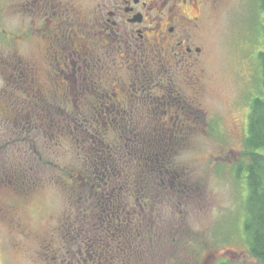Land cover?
<instances>
[{
    "label": "rangeland",
    "instance_id": "374dc122",
    "mask_svg": "<svg viewBox=\"0 0 264 264\" xmlns=\"http://www.w3.org/2000/svg\"><path fill=\"white\" fill-rule=\"evenodd\" d=\"M259 2L208 0L197 33L202 55L186 58L187 67L149 68L156 78L143 83L156 86L154 105L171 101L170 115L162 105L158 115L144 111L104 132L95 125L102 117L73 101L72 113L54 114V0H0V264H49L50 250L65 252L68 239L90 254L107 249L111 264H261L249 253L243 166L250 104L263 92ZM136 47L138 62L145 47ZM125 70L124 101V79L132 83L147 68ZM167 89L172 99L159 100ZM39 90L45 106L29 111L27 92ZM143 131L176 135L159 146L177 172L166 187L145 186ZM128 141L137 148L131 155L122 151ZM105 145L121 149L109 177L94 161Z\"/></svg>",
    "mask_w": 264,
    "mask_h": 264
},
{
    "label": "flooded vegetation",
    "instance_id": "af4514ba",
    "mask_svg": "<svg viewBox=\"0 0 264 264\" xmlns=\"http://www.w3.org/2000/svg\"><path fill=\"white\" fill-rule=\"evenodd\" d=\"M207 1L88 0L82 6L76 0H54V114L72 113L69 101H73L76 103L73 109L102 117L95 124L102 131H116V127H121L122 119H132L144 111V115H158L162 105L167 107L164 115L168 117L171 101L159 104L156 100L154 105L156 86L143 83L156 78V75L149 76V68L187 67L186 58L191 61L195 55H202L197 33ZM192 10L201 16L191 17ZM136 46L145 47L143 58L138 62L139 47ZM134 66H145L147 72H136L132 83L130 75L129 82L124 79V90L127 91L124 101L121 70ZM25 75L28 83L33 85L35 79L30 74ZM40 94V90L27 92L31 99ZM164 94L159 95V100L172 99L168 89ZM64 99L67 103L60 104L59 101ZM77 100L82 101L81 106ZM156 178L162 180V187L167 186L169 177L165 173ZM157 179L148 175L146 182L149 184L145 186L150 187L152 181L160 186ZM141 190L144 191V187ZM151 193L147 192L145 198H150ZM114 226L120 230V226ZM64 246L62 253L54 247L50 250L49 264H111L107 249L90 254L73 239L66 240Z\"/></svg>",
    "mask_w": 264,
    "mask_h": 264
},
{
    "label": "trees",
    "instance_id": "16d2710c",
    "mask_svg": "<svg viewBox=\"0 0 264 264\" xmlns=\"http://www.w3.org/2000/svg\"><path fill=\"white\" fill-rule=\"evenodd\" d=\"M260 9L264 12V0H260ZM260 61L262 64V71H263V92L256 98L251 101L250 104V114H249V133L248 138L246 139V151L244 156L248 157V165L244 166V171L247 170V183L249 187V195L247 199V220L245 222V231L250 237V255L255 258L261 264H264V154H259L257 151L264 148V51L260 53ZM47 98V97H46ZM54 98V97H52ZM41 103L45 106L44 102H46L45 98L36 96V98L28 99V105H30L29 111H33V107L37 106L38 103ZM43 106V108H44ZM20 104V109H21ZM43 108H39L38 111H41ZM52 108V105L47 107ZM41 114V113H39ZM35 115V114H33ZM61 115V114H60ZM36 116V115H35ZM21 121V120H20ZM97 130V129H96ZM111 131V130H108ZM66 132V130H63ZM107 132V131H104ZM74 133H82L81 132H74ZM141 134L146 135L149 137L146 141L143 142L140 146H144L147 149L146 153L150 156L151 160L149 159L147 163V169L151 176V179L154 177L155 179L158 174L165 173V176L169 179H173L174 176H177V172H174L173 165L171 161H164L166 157V152L169 151L168 148H161L159 146L162 142H173L174 138L176 137L175 133H162L157 135L152 131H143ZM165 134V135H163ZM93 136V135H92ZM153 136V137H151ZM126 140H122L125 142ZM93 145V143L90 141ZM96 146V145H94ZM107 146V145H105ZM108 148H103L101 151L99 150L98 154L95 155L94 161L95 166L98 171L103 170V173L109 177L112 174H115L113 166L116 158L120 159L121 153L118 150H121L118 146H107ZM114 149H110V148ZM123 152L131 155L132 152H137V148L133 146L132 141H128L126 144L122 145ZM170 149V148H169ZM87 150V149H86ZM85 150V151H86ZM174 150L173 148L171 149ZM85 158V156L83 157ZM82 158V159H83ZM13 162L10 161V163ZM91 162H93L91 160ZM99 162L98 165H96ZM174 164V163H173ZM173 168V169H172ZM7 172L9 171L6 167ZM90 171V168L83 169L82 171ZM10 173H15L12 169L9 171ZM241 174V170L238 171ZM12 178V177H11ZM179 180V178H178ZM157 183L161 185L162 180L157 179ZM21 184V183H20ZM15 187L19 186V183L15 184ZM101 199V197H99ZM125 257H127L124 254Z\"/></svg>",
    "mask_w": 264,
    "mask_h": 264
}]
</instances>
